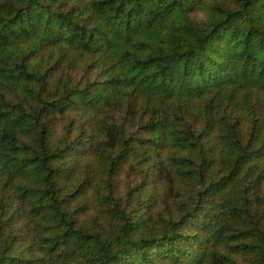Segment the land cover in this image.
I'll list each match as a JSON object with an SVG mask.
<instances>
[{"label": "trees", "instance_id": "obj_1", "mask_svg": "<svg viewBox=\"0 0 264 264\" xmlns=\"http://www.w3.org/2000/svg\"><path fill=\"white\" fill-rule=\"evenodd\" d=\"M0 264H264V0H0Z\"/></svg>", "mask_w": 264, "mask_h": 264}, {"label": "rangeland", "instance_id": "obj_2", "mask_svg": "<svg viewBox=\"0 0 264 264\" xmlns=\"http://www.w3.org/2000/svg\"><path fill=\"white\" fill-rule=\"evenodd\" d=\"M240 132H241L242 134H244V130H242L241 128H240Z\"/></svg>", "mask_w": 264, "mask_h": 264}]
</instances>
